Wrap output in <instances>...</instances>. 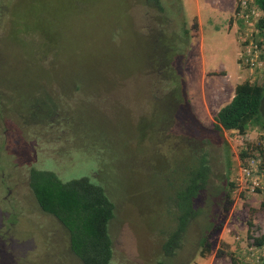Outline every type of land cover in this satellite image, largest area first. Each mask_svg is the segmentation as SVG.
Listing matches in <instances>:
<instances>
[{
  "label": "rangeland",
  "instance_id": "obj_1",
  "mask_svg": "<svg viewBox=\"0 0 264 264\" xmlns=\"http://www.w3.org/2000/svg\"><path fill=\"white\" fill-rule=\"evenodd\" d=\"M6 1L10 14L5 17H10L11 25L0 27V86L7 88L5 105H56L69 115L72 129L67 144L54 142L52 134L59 129L48 122L57 115L47 119L46 124L53 127L46 126L41 134H35L31 128L22 130L16 122L3 120L9 118L7 108L0 113V264H82L70 251L63 226L39 208L27 185L31 166L53 170L63 180L90 176L98 163L69 149L70 145H99L105 156L114 160L106 183L115 205V217L109 226L114 264H196L214 248L217 255L234 264L232 257L241 246L236 238L244 239V244L246 235H264V194L248 193L237 179L241 145L259 144L264 136L257 129L242 137L234 131L219 134L189 102L188 112L186 106L178 109V123L186 122V135L195 142L207 140L203 149L209 153L215 186H224L229 179L235 182V188L228 202L224 199L220 205H209L207 213L189 224L182 247L174 256L165 258L162 254L166 239L163 231L175 224L168 213L165 192L159 188L162 182L158 175L162 174L154 171L157 154L151 136L142 139L147 123H137L138 117L151 115L157 108L151 98L155 90L152 76L150 80L145 68L147 58L155 52L153 38L158 31L150 33L149 27L160 26L168 36L181 35L178 42H185L184 58L178 62V71L187 91L188 65L203 62L198 28L193 27L196 4L202 6V0H159L163 11L144 0ZM230 1L237 8L238 0ZM230 15L221 13L226 21ZM161 17L164 22L157 24ZM14 18L20 26H13L17 24ZM221 23L228 28V23ZM184 28L189 29L188 38L183 35ZM213 32L211 28L210 34L217 36ZM235 37L238 61L237 33ZM36 52L47 53L48 61L41 63ZM228 54L223 60L233 66L235 51ZM210 55L211 51L205 56L208 59ZM238 64L243 81L256 78L262 82V74L254 75ZM17 94L22 98L19 102ZM226 144L233 165L227 180ZM60 148L71 150L70 155L62 156L56 151ZM209 222L218 229L210 233L209 253L201 256L199 234Z\"/></svg>",
  "mask_w": 264,
  "mask_h": 264
},
{
  "label": "trees",
  "instance_id": "obj_2",
  "mask_svg": "<svg viewBox=\"0 0 264 264\" xmlns=\"http://www.w3.org/2000/svg\"><path fill=\"white\" fill-rule=\"evenodd\" d=\"M144 1L163 11L159 0ZM254 1L261 14L254 23L255 31L252 32L251 38L260 46L264 63V0ZM8 5L9 2L6 0H0V27H4L5 24L11 25L10 17H5L10 14ZM10 16L14 17L12 14ZM159 19L155 21L157 24H162L164 19L162 17ZM235 20L240 24L239 29H244L243 19L235 18ZM14 21L16 22L15 18L13 23ZM17 25L20 26L21 23L13 24V26ZM193 27L196 28L197 24L195 23ZM149 28L152 29L150 33L154 30L158 31L153 38L155 52L147 58L145 68L150 80L152 76L154 84L152 89L155 87V90H152L151 98L157 104V108L151 115L138 117L137 123L139 121L147 123V132L142 139L149 140L151 136V146L157 154L154 171L162 174L158 175L162 182L159 188L161 192H165L168 213H171L172 222L175 224L171 230L163 231L166 233V239L161 245V250L163 256L169 258L181 249L190 223L199 219L198 216L207 213L209 205H220L224 199L228 202L231 191L235 188V182L228 179L230 177L228 172L233 166L228 153L229 146L226 144L228 150H226L225 175L228 181L224 186L216 187V178L213 176L208 159L209 153L207 149H203L207 140L195 142V138L186 135L184 128L186 122L177 121L178 109L186 106L188 112L190 102L184 78L178 71V62L184 58L185 42H178L181 35L168 36L160 26L156 27L152 24ZM183 35L189 37L188 28L183 29ZM46 54L36 52L41 63L48 61L49 55ZM260 75L263 77L261 83L255 78L236 84L232 99L214 115L212 125L214 131L219 134L234 131L241 137L253 129L259 130L260 133L264 132V66ZM6 92L7 88L0 86V113L7 108L9 118H0L7 119L10 124L16 122L21 125L22 130L25 127L31 128L35 134L46 126L53 127L48 125L53 123L59 131L52 134L51 141L68 143L72 122L66 112L50 103L43 105L40 102L31 105L26 103L23 107L8 103L6 106L7 101L4 98ZM20 99L22 98L18 95L17 102ZM54 115H57V118L51 119L46 124L47 119L55 117ZM148 118L150 122L147 121ZM262 139L264 140V137ZM262 139L259 144L245 142L241 145L237 153L239 164L244 163L250 156H264ZM86 146L70 145L69 149L82 152L96 160L98 165L90 176L69 178L73 176L71 175L67 177L69 179L63 180L53 170L31 166L27 171V185L39 208L63 226L68 237L69 249L82 264H114L113 238L109 226L115 217V205L106 188L108 170L112 169L114 160L105 156L103 147L93 144ZM69 149L60 148L56 151L62 156H69L71 153ZM169 189H171L170 193ZM261 192L264 194V191ZM213 229L217 230L218 227L209 222L200 230L201 256H205L210 251L209 237ZM254 244L257 246L264 244V235L255 236ZM232 258L233 263L238 264L239 260L236 256L233 255ZM261 264H264V261Z\"/></svg>",
  "mask_w": 264,
  "mask_h": 264
},
{
  "label": "crops",
  "instance_id": "obj_3",
  "mask_svg": "<svg viewBox=\"0 0 264 264\" xmlns=\"http://www.w3.org/2000/svg\"><path fill=\"white\" fill-rule=\"evenodd\" d=\"M196 5L195 23L198 28L197 34L200 37L199 51L202 53L201 59L204 63L200 62L197 66L188 65L186 84L192 108L199 113V116H206L213 124L214 115L232 99L236 84L243 81L240 78L237 61L238 48L235 39L240 24L232 18L236 5L232 4L230 0H202V6L201 3ZM218 10L222 14L230 15L232 13L229 20L223 19ZM223 21L224 24L228 23V28L221 23ZM221 27L223 32H220ZM211 28H214L213 33L217 36L210 34ZM226 47V52L222 53ZM210 51L211 55L207 59L205 55ZM231 51H235L233 66L223 60V58L229 57L228 53ZM217 251V248H214L203 258L202 262L198 261L196 264H232L224 257L217 255Z\"/></svg>",
  "mask_w": 264,
  "mask_h": 264
},
{
  "label": "built area",
  "instance_id": "obj_4",
  "mask_svg": "<svg viewBox=\"0 0 264 264\" xmlns=\"http://www.w3.org/2000/svg\"><path fill=\"white\" fill-rule=\"evenodd\" d=\"M261 12L257 10L254 0H238L235 10V18L243 19L244 29H237V37L239 40L240 54L238 61L246 66L251 73L260 74L263 70V59L261 57V48L251 38L254 30V23L260 17ZM264 136V132L262 133ZM240 136V135H238ZM241 137V136H240ZM264 146V140H262ZM238 184L245 185L250 194L264 191V156H250L244 163L238 167ZM255 236L246 235V242L242 244L240 237L236 241L241 244L238 246L236 258L238 264H261L264 261V244L257 246L254 244ZM237 260V261H238Z\"/></svg>",
  "mask_w": 264,
  "mask_h": 264
}]
</instances>
